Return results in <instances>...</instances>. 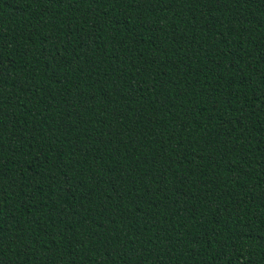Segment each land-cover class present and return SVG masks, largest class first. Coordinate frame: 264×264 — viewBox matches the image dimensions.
<instances>
[{
    "label": "trees",
    "instance_id": "16d2710c",
    "mask_svg": "<svg viewBox=\"0 0 264 264\" xmlns=\"http://www.w3.org/2000/svg\"><path fill=\"white\" fill-rule=\"evenodd\" d=\"M0 264H264V0H0Z\"/></svg>",
    "mask_w": 264,
    "mask_h": 264
}]
</instances>
